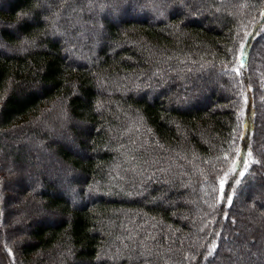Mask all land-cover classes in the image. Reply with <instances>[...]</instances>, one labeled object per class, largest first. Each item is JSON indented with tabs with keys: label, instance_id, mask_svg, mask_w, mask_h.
Instances as JSON below:
<instances>
[{
	"label": "trees",
	"instance_id": "16d2710c",
	"mask_svg": "<svg viewBox=\"0 0 264 264\" xmlns=\"http://www.w3.org/2000/svg\"><path fill=\"white\" fill-rule=\"evenodd\" d=\"M0 26L5 157L57 101L89 129L45 150L52 218L1 264H264V0H6Z\"/></svg>",
	"mask_w": 264,
	"mask_h": 264
},
{
	"label": "rangeland",
	"instance_id": "374dc122",
	"mask_svg": "<svg viewBox=\"0 0 264 264\" xmlns=\"http://www.w3.org/2000/svg\"><path fill=\"white\" fill-rule=\"evenodd\" d=\"M6 0H0V6L4 5ZM151 5L149 2L148 7ZM150 18V17H149ZM148 18V19H149ZM154 16H151V19H149V22H153ZM1 27V26H0ZM27 42H23L22 48L28 47ZM21 48V49H22ZM11 50H13L11 47L7 46L4 47V45L1 44L0 46V52L9 53ZM55 106L52 107L50 111L47 113H42L40 117L32 121L29 126L31 127H37L38 124L42 125L41 130L42 135L36 139V138H22V140L19 139H11L12 137L8 138V143L16 146V148L21 149L22 145L25 147V150L29 153V162L27 163L24 168H20V166L16 165L15 162L12 160V158L5 157L3 152L0 150V167L2 169V176L5 179V185H7V194L11 195L10 200L6 203L5 201H0V213L1 211H4V217H5V225L2 226L0 229V264L4 263V258L6 257L3 254V246L2 242L3 237L6 235V229L11 228L14 235H13V241L14 240H21L27 230L30 228L31 222H44L45 218L51 219L52 217L48 214L44 215V210L42 209L41 205L39 204V201L36 199L38 195L37 190L39 189V184L42 183L43 180V174L39 173V171H43L44 169H51L53 171H57L60 167L63 168L61 165L59 167V163H56L54 157L51 155H48L45 153V150L49 151V147L53 143L57 142H68L73 140L72 131L75 129H78L81 132H87L89 133V129L87 125H83L81 123L73 122L65 108H63L60 104V102H55ZM48 115L46 119H44V116ZM264 121V119H263ZM264 126V123L262 124V127ZM263 129V128H262ZM12 135V132L11 134ZM75 137V136H74ZM65 140V141H64ZM264 143V138H263ZM66 144V143H65ZM67 147L74 148L73 145H67ZM5 153V151H4ZM54 164V165H53ZM44 166L46 168H44ZM37 167V168H36ZM38 167H42V169H38ZM56 167V168H55ZM38 169V170H37ZM53 173V172H52ZM258 174H264V168H262L261 171L258 172ZM54 174H51V177H53ZM30 183L32 185V193L30 195L25 196L23 194V191H21L20 188L22 185H26ZM59 187L60 184H59ZM1 188V187H0ZM35 200V201H34ZM195 200L192 201L194 204ZM209 206V204H208ZM264 215V212H262ZM48 215V216H47ZM249 226L244 230L241 228L237 223H234L235 225L231 229L230 233H234L235 235L246 233L247 239L256 241L257 239L260 240V237H258L256 229L259 231V229L254 225L252 221H249ZM12 239H7V241L12 242ZM3 259V261H2ZM221 259V258H218ZM7 260H5V263ZM261 259H257V262L255 263H261ZM11 263V262H9ZM226 263V262H225ZM225 263H218V264H225ZM227 264V263H226Z\"/></svg>",
	"mask_w": 264,
	"mask_h": 264
}]
</instances>
